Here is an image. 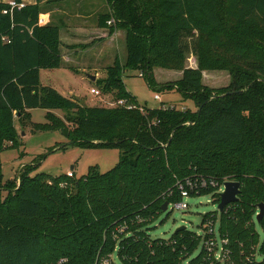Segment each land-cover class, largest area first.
I'll use <instances>...</instances> for the list:
<instances>
[{
    "label": "trees",
    "instance_id": "obj_1",
    "mask_svg": "<svg viewBox=\"0 0 264 264\" xmlns=\"http://www.w3.org/2000/svg\"><path fill=\"white\" fill-rule=\"evenodd\" d=\"M12 1L0 0V154L17 147L16 118L35 131L59 130L71 145L120 155L108 172L91 168L76 180L48 182L47 174L28 176V167L5 181L0 168V264H220L203 246L216 240L208 233L215 227L226 241L222 264H264V215L256 221L264 204V0H106L100 27L113 19L127 50L125 64L116 58L97 82L126 102L112 108L41 86L40 70L61 66L59 27L40 24L42 0ZM188 53L195 68L185 66ZM155 67L181 80L160 85ZM136 71L152 90H177L197 110L140 106L123 84ZM206 71H228L231 85L203 87ZM32 109L63 110L65 121L48 113L34 124ZM195 178L238 182L237 200L205 214L203 234L185 228L152 238L162 205L181 201L177 183ZM216 191L190 197L210 194L218 204Z\"/></svg>",
    "mask_w": 264,
    "mask_h": 264
},
{
    "label": "rangeland",
    "instance_id": "obj_2",
    "mask_svg": "<svg viewBox=\"0 0 264 264\" xmlns=\"http://www.w3.org/2000/svg\"><path fill=\"white\" fill-rule=\"evenodd\" d=\"M8 2H11V0ZM114 48V56L119 57L123 66L127 57L125 41L123 42L121 39ZM89 56L93 59L92 53ZM100 57L101 63L111 65L112 56L110 53L99 54L97 58ZM185 66H197V60L193 54L188 53L186 55ZM99 71L101 78L105 79L107 76L106 70L101 68ZM139 74L137 71L125 73L123 84L126 91L135 98L140 106L157 108L163 105L165 107L175 106L178 110H197L194 102L190 99H184L177 90H152L145 78ZM151 76L160 85L173 84L181 80L180 72L157 67L153 68ZM91 77H94L92 71L91 73L87 71L81 74H71L58 68L43 70L40 80L42 84L57 88L66 98L84 104V106L115 107L116 101L113 94H105L97 83L98 80L92 82ZM201 83L203 87L213 92L222 91L228 89L231 85V74L228 71H206L202 74ZM92 87L99 90L100 95L98 97L90 93ZM155 96H158L159 100L155 99ZM28 111L30 120L34 124L46 123L48 113L55 115L61 121H65L66 117V112L63 110L32 109ZM15 125L18 133L17 147L7 149L0 154V168L5 181L13 180L19 175L24 176L28 167H33L32 171L27 174L28 176L34 177L37 174H47L50 176L48 182H51V177L66 176L69 172H73V180H76L86 175L91 168H96L100 173H106L115 167L119 161L120 153L116 149H83L71 145L68 138L64 137L59 130L35 131L30 124L19 125L16 118ZM9 146L10 144H7V147ZM67 187L71 190L73 188L70 184ZM182 201L188 205V209L179 210L169 206L168 211L161 213L151 225L149 232L152 238L168 239L176 229L182 226L188 231L200 235L204 215L217 212V204L210 194L183 198ZM257 229L260 232V229ZM218 251L217 249L216 252L218 253ZM219 260L222 264L223 260Z\"/></svg>",
    "mask_w": 264,
    "mask_h": 264
},
{
    "label": "crops",
    "instance_id": "obj_3",
    "mask_svg": "<svg viewBox=\"0 0 264 264\" xmlns=\"http://www.w3.org/2000/svg\"><path fill=\"white\" fill-rule=\"evenodd\" d=\"M23 2L34 3L33 0H23ZM40 7V24H53L59 27L62 60L59 69H64L71 74H81L87 71L91 73L92 71L95 78L93 81L103 79L99 75V70L101 68L106 70L113 65L116 58L119 59L118 56H114V47L121 39L124 42V34L121 30L112 32L111 25L100 27V18L110 12L106 0H42ZM106 52L112 56L111 65L101 63V57L97 58L99 54L103 55ZM91 53L93 59L89 56ZM42 71L40 70L39 76ZM40 84L53 88L65 97L57 88L44 85L41 80ZM91 89L96 88L92 87ZM80 105L84 106V104Z\"/></svg>",
    "mask_w": 264,
    "mask_h": 264
},
{
    "label": "built area",
    "instance_id": "obj_4",
    "mask_svg": "<svg viewBox=\"0 0 264 264\" xmlns=\"http://www.w3.org/2000/svg\"><path fill=\"white\" fill-rule=\"evenodd\" d=\"M8 4H10L12 7H15L16 4L11 1L8 2ZM23 4L18 5V8H22ZM114 24V20L111 19L107 22V25H113ZM90 93L94 96H99L100 92L97 89H91ZM155 99L159 100L158 96H155ZM115 106H123L126 104V102L124 100H119L115 102ZM128 108H131L130 106H128ZM69 178L74 177L73 172H69L67 175ZM226 182V181H225ZM219 183L217 181L214 180H206L204 178H195V179H186L185 181L182 182H178L177 183V189L179 191L180 197H181V201L177 204H169V206H173L179 210H187L188 209V205L186 203H184L182 201L183 198H188L190 197L191 193H198L201 190L207 189L209 187L217 189V193L221 194L222 192H224V183ZM168 210V209H167ZM218 212V211H217ZM219 213V212H218ZM258 214V212H257ZM256 214V215H257ZM211 223L210 222H206L203 227L206 228H210ZM209 234H214L216 237L215 239H208L206 241L203 242V246L205 248V250L209 253V254H214L216 260L222 259L224 258L225 254H223V245L226 244L225 240H219L217 239V231H216V227L213 229H209L208 230ZM203 234V232L201 233ZM218 245V246H217ZM217 249L219 250L218 253L216 252ZM220 261V260H219Z\"/></svg>",
    "mask_w": 264,
    "mask_h": 264
},
{
    "label": "water",
    "instance_id": "obj_5",
    "mask_svg": "<svg viewBox=\"0 0 264 264\" xmlns=\"http://www.w3.org/2000/svg\"><path fill=\"white\" fill-rule=\"evenodd\" d=\"M92 81L95 79L94 77L90 78ZM240 192V184L238 182L227 181L224 183V192L220 194V200L217 204V211L222 213L225 207L237 200V196ZM168 204L164 203L161 207V212L166 213L168 210ZM264 215V204L258 205V214L256 215V221L259 223L260 219ZM181 229H185V227H180L176 229L179 231Z\"/></svg>",
    "mask_w": 264,
    "mask_h": 264
}]
</instances>
